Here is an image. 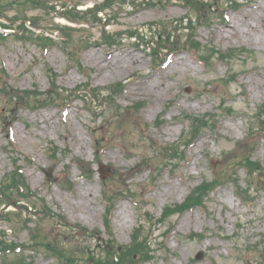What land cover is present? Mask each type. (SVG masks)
Returning a JSON list of instances; mask_svg holds the SVG:
<instances>
[{
	"label": "rangeland",
	"instance_id": "obj_1",
	"mask_svg": "<svg viewBox=\"0 0 264 264\" xmlns=\"http://www.w3.org/2000/svg\"><path fill=\"white\" fill-rule=\"evenodd\" d=\"M101 1L50 0L51 4L80 3V8ZM205 1L215 3V0ZM157 3L135 8L116 4L112 10H107L113 13L114 18L106 29L119 33L121 38L127 29L148 31L150 23H154L153 28L158 24L171 25L176 26L174 39L183 44L186 35L177 22L187 14V8L181 1ZM219 3L226 4V0H219ZM42 12L29 10L28 14L41 15L40 24L51 25V15ZM13 13L12 9L7 11L9 16ZM190 13L195 20L194 12ZM206 14H209L207 24H199L195 29L200 42L213 44L222 50L245 47L253 53L245 61L241 57L228 62L215 61L207 68L199 64L188 46L184 45L172 49L170 62L166 64L168 60L162 61L167 51H160L158 58L154 59L145 46H135L126 38L119 40L118 45L108 47L100 36L102 25L99 23L93 24L86 32L73 33L72 38L85 40L87 45L76 53L73 45L71 59L58 45L49 46L44 52L37 45L17 38H9L0 44V63L7 73L4 78L6 90L0 91V181L13 170L15 163L19 164L33 194L29 201L36 200L35 204L41 209L47 207L45 213L38 210L36 214H23L31 217L27 225L30 230L23 229L16 218L12 221L0 219V237L9 243L22 245L21 251L6 254L8 259L23 257L30 264H62L61 259H56L43 248L38 250L32 237L37 233L39 237L46 234L45 242H57L64 251H72L74 256L80 257L78 264H84L85 249L98 257L102 254V244L108 237L104 221L111 225L120 244L130 242L131 232L139 221L144 224L141 232L145 234L148 231L149 223L144 221L146 217H141L142 212L130 194L123 197L121 190L127 189L128 185L132 189L130 193L136 195L134 197L144 206L143 209L156 218L164 206L181 202L202 179L219 175L222 181L226 172H235L240 184L248 181L255 189L253 203L245 205L236 196L232 183H219L209 194L204 208L195 207L174 215L155 232L159 234L166 227L172 228L164 237L168 250L160 255L157 251L156 258L143 264H264L258 258L259 252L254 250V242L260 243L264 239V190L257 183L256 175L249 179L243 169L232 165L240 154L237 143L250 135L248 123H255L253 116L259 105L264 103V0H248L240 7L227 10L223 18L220 10L206 11ZM55 19L65 22L61 18ZM230 27L236 29L235 33H227ZM131 55L140 61L134 64L133 71L102 76L110 68L100 69L107 56H111L109 61L116 56L128 62ZM74 59L80 61V67ZM181 61H186L188 67ZM176 62L177 65L173 64ZM50 69L57 75L55 83L62 89L83 87L85 82L105 87L117 81H124L125 89L114 98L111 110H106L103 117H97L101 113L94 107L101 102H104L103 107H109L108 99L100 97L94 101L91 96L84 97L79 93L76 96L71 93L65 112H61L63 107L58 105L60 100L38 109L25 108L27 101H18L13 89L36 87L41 91L48 90ZM232 73L235 80L228 85L221 82L222 77ZM138 80L144 81L143 87L135 85ZM159 82L168 84L169 90L150 87V83L159 85ZM222 99L226 104L219 105ZM135 102L143 105L137 111L131 109L126 112L127 107ZM225 106H231L233 112L225 114L222 109ZM116 110L125 115L120 123L132 122L135 116L140 120L137 127L131 124L126 127L133 139L132 148L130 145L126 149L120 147L123 143L117 135L119 130L115 129L114 120L117 118L113 116ZM208 113L211 114V126L203 129L194 144L183 153L185 158L155 170L152 181L149 166L138 165L141 154L151 151L146 142L143 147L144 141L135 140L150 135L162 145L177 142L187 128V122L182 121L184 115ZM142 122L150 126L148 131L142 130ZM7 129H11L18 152L9 146ZM93 130L104 146L98 155L94 151ZM53 146L59 149L55 158L51 155ZM78 159L90 163L88 172H81ZM253 159L264 167V138H257ZM98 162L110 170L104 181L99 177ZM48 168L52 172L46 179L45 170ZM115 168L121 169L120 180L117 173L113 174ZM81 174L84 177H80ZM261 179L264 180V173ZM82 188L89 189L88 198L80 197ZM110 193L117 199L111 216L106 218L105 198ZM53 212L59 216H52ZM60 216L71 224H81L88 231L96 230L97 234L85 235L77 228L66 227ZM31 225L35 226L34 229ZM193 232H202L205 238L189 239L187 235ZM159 239L154 240L152 246H156ZM258 247L261 249L264 244Z\"/></svg>",
	"mask_w": 264,
	"mask_h": 264
},
{
	"label": "trees",
	"instance_id": "obj_2",
	"mask_svg": "<svg viewBox=\"0 0 264 264\" xmlns=\"http://www.w3.org/2000/svg\"><path fill=\"white\" fill-rule=\"evenodd\" d=\"M25 3H35L37 2V0H23ZM90 11H88L87 13H90ZM85 13V14H87ZM94 13H96V11H94ZM27 30V29H25ZM28 31V30H27ZM70 37V34L68 36V38ZM3 36L0 34V39H2ZM27 96H29V92H27ZM188 119L190 120L192 126L195 125L197 129H201L203 127L206 126L207 123V119L205 118V116L203 117H198V116H190L188 117ZM261 123H264L263 119H260ZM196 129V131H197ZM177 149H174V151H176ZM247 162L250 163V161L247 159ZM23 186V189H22ZM209 187V185L203 186L201 189L196 188L195 191H193L191 193V195L189 197H187L186 201L184 202V204L182 205H176L173 208H168V212L164 213V216L173 214L175 212H180L183 209L187 208L188 206H192L193 204H200V201L202 199V196L204 194V191ZM25 185H23V179L21 177V175L19 174V172L17 170H15L12 175L10 176L9 182L8 183H4L0 186V194L3 196H8L7 193L12 191L16 192L17 194H19V196H23L25 197L26 194L23 193V191L25 190ZM20 189H22V191H20ZM22 194V195H21ZM8 198V197H7ZM13 200H15V198H13ZM134 238L136 241V236L134 235ZM0 247H1V242H0ZM135 252H140L143 253L144 252V246L142 245V243H134L133 245H131L130 247H128L123 253L119 254V259L121 261H123L124 257H128V259L131 258L132 254H134ZM147 256V254L145 255ZM125 261H129V260H125Z\"/></svg>",
	"mask_w": 264,
	"mask_h": 264
},
{
	"label": "bare ground",
	"instance_id": "obj_3",
	"mask_svg": "<svg viewBox=\"0 0 264 264\" xmlns=\"http://www.w3.org/2000/svg\"><path fill=\"white\" fill-rule=\"evenodd\" d=\"M250 27V26H248ZM231 29L227 31V33L229 34L230 32L232 33H235L236 29L235 28H232L230 27ZM111 58V56H107V58L105 60H103L102 64L100 65V69L102 68H106V67H110L108 68L107 72L105 74H102V76H115L116 74L120 73V72H123V71H127V70H132V68H134V64L135 63H139L140 61L134 57L133 55H131V57H129V61L126 62V60H122L121 58H118L116 56H112V59L109 61V59ZM178 62L176 63H173L175 65H177ZM182 65H185L186 67L187 66V62L186 61H181L180 62ZM143 82L142 80H138L135 85L136 86H139V87H143ZM147 84L145 85V88H146ZM159 86V90H162L164 88V90H169L170 86L168 84H163L161 82H159V85L157 84H151L150 83V87L152 88H158ZM200 144V142L198 143V145ZM197 145V146H198ZM75 173V172H74ZM83 192H82V191ZM81 193H80V197H82L83 199L85 198H88L89 197V189H85V188H82L80 189Z\"/></svg>",
	"mask_w": 264,
	"mask_h": 264
}]
</instances>
